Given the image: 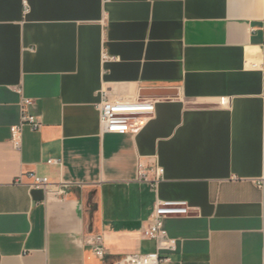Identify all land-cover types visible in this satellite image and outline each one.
Wrapping results in <instances>:
<instances>
[{"label": "crops", "instance_id": "1", "mask_svg": "<svg viewBox=\"0 0 264 264\" xmlns=\"http://www.w3.org/2000/svg\"><path fill=\"white\" fill-rule=\"evenodd\" d=\"M103 94L154 115L104 132ZM22 96L42 126L16 147ZM140 160L164 168L156 189ZM29 172L72 185L55 197ZM157 199L194 209L166 219L162 264H264V0H0V264L155 251L141 230Z\"/></svg>", "mask_w": 264, "mask_h": 264}, {"label": "built area", "instance_id": "2", "mask_svg": "<svg viewBox=\"0 0 264 264\" xmlns=\"http://www.w3.org/2000/svg\"><path fill=\"white\" fill-rule=\"evenodd\" d=\"M111 59L114 58L105 52L103 53L104 62ZM33 103V99L22 96L21 120L19 124L11 126V140L16 147L21 146L25 126H30L33 130H37L42 126V122L37 116L29 112V108ZM98 109L104 132L137 134L154 115L155 100L113 101L103 94L98 104ZM48 163L61 164L56 159H49ZM164 172V168L158 163L148 165L140 160L138 162L137 180L141 183H148L152 188L156 189L164 177ZM27 175L31 178L29 186L47 188L55 197L63 196L72 185L62 180L53 182L47 176H40L35 172H29ZM18 181L22 182V176H20ZM193 212L194 209L187 200L157 199L146 225L141 230L143 238L156 242V250L147 253L125 254L119 257L115 264H162L170 262V256L163 255L161 252H176L178 242L176 238L169 235L166 228V219L174 216H189ZM85 243L90 245L98 256L105 257L102 235L88 234L85 237Z\"/></svg>", "mask_w": 264, "mask_h": 264}]
</instances>
